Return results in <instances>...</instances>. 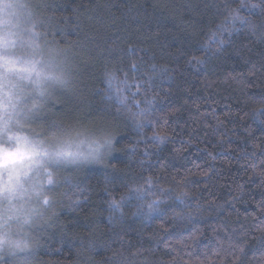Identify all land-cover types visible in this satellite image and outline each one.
Instances as JSON below:
<instances>
[{"label":"trees","instance_id":"1","mask_svg":"<svg viewBox=\"0 0 264 264\" xmlns=\"http://www.w3.org/2000/svg\"><path fill=\"white\" fill-rule=\"evenodd\" d=\"M46 2L47 38L75 65L74 91L57 90L49 115L111 129L114 151L106 167L61 174L64 206L34 264H264V5ZM105 66L127 73L125 96L141 88L144 115L105 95ZM121 194L122 218L107 208Z\"/></svg>","mask_w":264,"mask_h":264},{"label":"clouds","instance_id":"2","mask_svg":"<svg viewBox=\"0 0 264 264\" xmlns=\"http://www.w3.org/2000/svg\"><path fill=\"white\" fill-rule=\"evenodd\" d=\"M25 8L21 12L29 9L33 13V18L37 23V31L40 33L41 42L44 45L45 52L49 48L58 53L55 57L57 63L67 78L68 85H49L47 94L44 98L45 103L42 109L22 126L17 125V114L12 112L9 107L5 112L7 121L5 130L0 132V181L5 186V191L0 196V238H3V246L0 248V262L2 264H22L24 257H28L27 264H34L36 248L40 245L48 228L56 226L58 210L64 204L58 196L59 188L67 182V177L61 175L64 172L76 173L83 171L90 165H103L106 167L107 161L111 158L114 151V134L108 128L96 129H73L58 121L55 114L51 112V101L56 95L57 90L71 93L75 89V65L72 60V54L69 50L59 46L54 40L47 38V30L51 26L50 18L45 15L49 7L46 0H21ZM260 5H264V0H259ZM258 7V5H253ZM11 11V9H9ZM264 12V7L260 8ZM7 20V17H6ZM8 26L7 23L5 25ZM5 104H8L5 99ZM9 116L11 118L9 119ZM38 126L39 131L36 127ZM60 130V131H57ZM79 133V134H77ZM19 134L26 136L41 154L32 159H18L15 163H5L13 160L8 153L27 152L28 145H18L15 136ZM71 139L69 151L76 154L74 158H53L51 155L45 156L43 152L54 151L55 145L63 139ZM110 140V143H106ZM16 169V171H13ZM19 173L21 187L17 189L15 196H11L7 191L10 181L15 183V176ZM51 175L53 183L49 184L48 177ZM139 186L135 187L138 188ZM133 187H129V192ZM139 193V192H137ZM47 198L48 203H44ZM126 194H121L119 199L110 198L107 201V208L112 215L120 213ZM119 203V207L113 205V201ZM155 201H149L148 209H152ZM27 214V222H24V216ZM139 214V213H136ZM112 215L109 219H112ZM16 241L28 245L24 253L18 252L13 244ZM91 248V245H88ZM144 264H152L145 261Z\"/></svg>","mask_w":264,"mask_h":264},{"label":"snow or ice","instance_id":"3","mask_svg":"<svg viewBox=\"0 0 264 264\" xmlns=\"http://www.w3.org/2000/svg\"><path fill=\"white\" fill-rule=\"evenodd\" d=\"M22 8H25V5L22 4L21 0H0V132L5 130L7 124L5 120L7 108L10 107L12 112L17 114L16 123L22 126L31 119L32 115L37 114L43 108L44 98L49 85H68V78L62 70H59L60 65L55 59L58 53L51 48H49L47 53L45 52L32 11L25 9V11L21 12L20 9ZM234 12L235 10H232V13ZM232 13H230L232 20L239 19ZM227 21L228 17L225 18V22L219 27L225 28ZM6 23L7 27L5 26ZM194 59H196L197 63L202 62L198 58ZM152 68L155 70L156 66L153 65ZM130 70L137 71L138 65L132 63ZM103 80L107 86L104 89L105 95L110 99L115 97L117 103L124 110H127L133 119H137V117L147 112V108L140 107L142 101L137 98L141 92L139 86L136 87V92L132 93L131 96L124 95V92L130 89L127 73H125L124 79H120L116 74V70L105 66ZM5 99L8 101L7 105L5 104ZM143 103L150 104L151 101L145 100ZM134 108L136 109L135 111L133 110ZM10 118L11 116H9ZM68 135L69 138L60 140L55 145L54 151L49 153L45 150L43 155H51L53 158H74L76 154L69 151L71 139L70 134ZM157 138L163 139L162 136ZM15 139L18 145H28L29 149L27 152H21L18 148L17 152L8 153L9 156L13 157V160L5 163H15L17 153H19L18 159H32L34 156L41 154L37 146L26 136L17 134ZM110 142V140L106 141V143ZM13 171H16V169H13ZM15 181V183H12L10 178L7 186V191L11 196H15L17 189L21 187L18 172L15 176ZM47 182L49 184L53 183L51 175H49ZM131 190L142 192L143 188L138 187ZM4 191L5 186L0 181V196L3 195ZM44 203H48L47 198H45ZM112 203L119 207L117 201L114 200ZM24 222H27V214L24 216ZM2 246L3 238H0V248ZM13 247L18 252L24 253L28 245L16 241ZM241 251H243L242 248ZM27 261L28 257L25 256L22 264H27Z\"/></svg>","mask_w":264,"mask_h":264}]
</instances>
